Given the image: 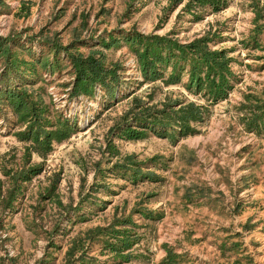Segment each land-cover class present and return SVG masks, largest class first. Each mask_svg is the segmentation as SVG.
Instances as JSON below:
<instances>
[{
    "label": "rangeland",
    "instance_id": "374dc122",
    "mask_svg": "<svg viewBox=\"0 0 264 264\" xmlns=\"http://www.w3.org/2000/svg\"><path fill=\"white\" fill-rule=\"evenodd\" d=\"M126 31L224 49L226 93L207 100L185 71L164 82L171 65L144 79ZM0 37L29 62L7 80L27 78L48 120L59 112L73 127L43 149L0 100V264H157L168 250L170 264H264V0H0ZM89 60L115 78L82 89ZM174 98L205 106L190 129L118 131L135 102L156 110ZM28 165L14 186L10 173ZM123 226L132 239L116 250Z\"/></svg>",
    "mask_w": 264,
    "mask_h": 264
},
{
    "label": "trees",
    "instance_id": "16d2710c",
    "mask_svg": "<svg viewBox=\"0 0 264 264\" xmlns=\"http://www.w3.org/2000/svg\"><path fill=\"white\" fill-rule=\"evenodd\" d=\"M121 35V38L127 42L130 49L135 53L144 79L150 80L159 77L161 69L171 65L169 72L163 78L164 82L179 81L181 72L185 71L187 73V79L184 82L185 86L210 101H215L224 96L227 88L230 86V70L227 64L228 58L224 56V49L211 50L207 47L206 38L204 37L194 38L181 44L166 36L142 34L138 31H126ZM114 41L115 38H111L110 42ZM1 44L4 46V52H1L4 66L0 74V100H3L11 108L12 112L18 115V119L21 122H25L24 127L16 133L24 139L32 140L38 147L47 149L49 148L51 139H58L60 136L71 131L73 127L59 112L54 114L56 119L54 122L55 126L52 125L54 123L48 120V113H44L46 107L40 102L36 103L33 101L29 97V93H26L24 88H22L23 82L21 81H27V78L7 80L8 78L6 77L10 70L15 72V76H21L22 71H19V68L14 63L21 62L27 65L29 62L26 59L15 57L6 38L0 37V46H2ZM70 57L76 65L77 56L71 54ZM34 59L35 61L38 60V58ZM89 61L90 64L85 69H82L78 75L80 80L79 86L82 89L89 91L92 88V82L95 80L107 86L109 80L115 78L116 73L114 70H106L96 60ZM173 100L178 101L177 105L169 104L167 108L156 110H142L143 108H140L139 102H135L134 105L138 107L137 112L140 113L137 114L134 110H132L133 112H129L128 117L131 120L129 121L126 117H123V120H121L123 126H118V131L123 130L125 134L133 136L139 135L138 132L146 130L157 133L158 129L162 130L169 125L173 128L171 132L175 130L178 134L190 129L189 122L200 120L203 112L206 110L204 105L193 101L180 103L181 100L179 98H174ZM165 104L168 103L165 102ZM259 118L254 115L251 119L254 127L257 125ZM133 124L137 128H133ZM158 126H164V128ZM34 167L28 165L18 168L14 173H10L12 184L16 186L18 180L28 178L34 171ZM135 173L141 177L145 174L149 178L157 176L152 171L141 172L138 169L135 170ZM6 201L8 202V200ZM6 205L8 206L9 203ZM152 215L151 213L147 214L149 217ZM123 221L126 223L130 222L129 218L126 217L123 218ZM114 230L121 232L120 236H116L113 233V240L108 242V245L116 248V250H121L119 244H128L132 239V234L124 226L121 230ZM125 255L127 253L121 255L123 259L128 258ZM174 256L168 250L157 264H170L175 259Z\"/></svg>",
    "mask_w": 264,
    "mask_h": 264
}]
</instances>
